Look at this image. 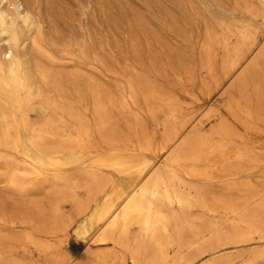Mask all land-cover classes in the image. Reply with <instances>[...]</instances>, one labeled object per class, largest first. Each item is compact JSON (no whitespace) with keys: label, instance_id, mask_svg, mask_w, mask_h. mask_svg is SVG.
<instances>
[{"label":"bare ground","instance_id":"bare-ground-1","mask_svg":"<svg viewBox=\"0 0 264 264\" xmlns=\"http://www.w3.org/2000/svg\"><path fill=\"white\" fill-rule=\"evenodd\" d=\"M258 2L254 18L264 27V0ZM43 12L41 0H0V170L14 185L36 182L53 192V231L64 235L74 226L85 238L96 230L93 241L111 244V250L85 252L90 264H239L244 252L234 249L249 248L246 262L264 253L252 247L264 237V151L243 146L241 132L264 134V41L253 39L251 26L239 23L217 42L227 49L217 86L227 95L228 116L209 131L185 123L173 102L158 139L120 142L111 100L103 99L92 73H69L72 80L89 81V111L103 142L98 145L88 107L50 69L52 25ZM239 12L253 14L248 6ZM257 171L260 186L251 179ZM76 189L85 196L77 197ZM59 200L73 202L74 214L66 218ZM7 254L5 264H15V253ZM73 258L61 260L71 264Z\"/></svg>","mask_w":264,"mask_h":264},{"label":"rangeland","instance_id":"rangeland-1","mask_svg":"<svg viewBox=\"0 0 264 264\" xmlns=\"http://www.w3.org/2000/svg\"><path fill=\"white\" fill-rule=\"evenodd\" d=\"M41 5L43 17L50 19L52 25L50 50L55 59L50 69L63 75L61 82L65 90L72 92L75 87L88 107L86 114L92 125L89 123V129L97 138L93 134L91 137L94 143L98 139V145L103 142L89 111V81L84 77L72 80L69 73H92L103 99L111 100L107 106L115 124V137L137 144L158 139L163 131V113L173 102L181 106L180 117L186 120L183 122L191 126L202 124L201 128L206 131L226 118L227 95H222L217 83L223 76L227 49L218 47L217 42L239 23L251 26L254 40L264 41V27L259 16L254 18L258 0H41ZM84 5L89 8L86 10ZM247 6L253 13L251 17L239 12ZM82 44L86 47L80 51L76 46ZM69 53L90 63L68 58ZM73 99L77 100L76 96ZM153 129H157L156 132ZM241 132L243 146H256V150L260 147L264 151L263 133L244 129ZM261 176L258 171L253 173L254 185H261ZM7 179L6 173L0 170V264H5L4 256L11 252V255L15 253L12 257L17 264H67L61 260L65 255L74 257L71 264H82L85 260L90 264L88 259L91 258L85 252L100 256L110 252L111 244L93 241L96 230L85 238L75 235L74 226L64 235L61 231L54 232L52 217L57 208L53 192L36 182L26 183V186L18 181L15 186ZM216 189L218 191V187ZM80 190L74 193L82 198L85 194ZM74 205L70 200L57 202L66 218L74 214ZM3 231L7 237H3ZM261 238L254 240L253 248H264V237ZM261 249L258 251L264 252ZM234 250L232 252H244L239 264H264V253L246 262L249 248Z\"/></svg>","mask_w":264,"mask_h":264}]
</instances>
